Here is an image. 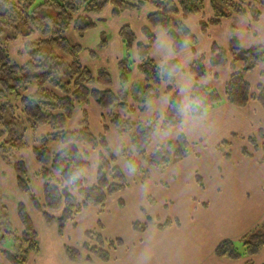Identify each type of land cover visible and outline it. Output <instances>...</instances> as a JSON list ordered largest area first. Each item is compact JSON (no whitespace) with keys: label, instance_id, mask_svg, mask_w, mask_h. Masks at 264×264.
Returning a JSON list of instances; mask_svg holds the SVG:
<instances>
[{"label":"trees","instance_id":"1","mask_svg":"<svg viewBox=\"0 0 264 264\" xmlns=\"http://www.w3.org/2000/svg\"><path fill=\"white\" fill-rule=\"evenodd\" d=\"M105 11L114 21L126 14L145 13L143 23L127 22L118 29L125 56L117 63L121 87L117 91L113 90L108 72L98 69L94 73L84 65L83 53L87 51L71 38L72 34L95 31L98 23L92 16ZM234 15L257 22L264 15L263 0H0V158L7 160L14 171L16 189L28 197L35 209L41 208L46 224L55 223L61 233L81 211L89 207L104 209L110 197L128 187L117 165L118 155L110 150L105 133H91L86 113L75 129H69L75 109L89 101L102 111H110L105 117L108 125L128 136L130 146L121 148L119 156L132 173L144 175L139 160L162 172L190 156L196 143L188 142L183 135L147 152L155 132L181 124L180 95L174 84L181 71L180 62L173 59L159 64L152 58L154 29L164 34L174 54L187 47L194 53L197 38L187 26L190 18H202L199 28L206 34ZM137 27L139 30L135 31ZM106 41L101 39L95 51L103 50ZM15 43L21 45L17 49L19 58H13L9 51L10 44ZM95 51L87 52L92 60L97 57ZM132 51L135 58L130 60ZM260 63H264V45L243 49L233 36L227 50L212 44L209 57L199 56L188 65V74L194 80L188 115L200 119L223 103L245 108L250 101L257 102L264 112V85L252 92L245 80ZM227 66L231 74L223 95L201 84L213 71ZM132 68L142 76L143 83L129 92L122 88L128 84ZM164 86L168 96L165 112L146 121L129 117L145 112L147 103L157 99ZM245 141L254 151L264 153V129ZM222 147L227 149L229 144L223 141L217 148ZM23 148L31 150L39 166L34 177L43 183L41 204L33 194L32 177L24 160L10 162L12 153ZM94 152L98 154L95 180L88 184L84 175ZM241 155L251 153L242 147ZM223 156L228 157L229 153ZM16 216L22 228L19 235L0 196V258L6 264H25L27 256L38 250L37 233L21 202L16 204ZM174 223L178 225L167 220L156 228L162 230ZM145 228L138 222L132 224L138 233ZM85 238L88 242L81 249L89 254L84 258L87 263L90 257L108 262L109 253L121 245L119 240L103 239L94 232H86ZM7 241L13 243L12 250L4 248ZM240 243L239 249L233 241L223 240L214 255L229 261L257 257L264 248V218ZM64 251L71 262L83 260L77 248L65 247Z\"/></svg>","mask_w":264,"mask_h":264},{"label":"crops","instance_id":"2","mask_svg":"<svg viewBox=\"0 0 264 264\" xmlns=\"http://www.w3.org/2000/svg\"><path fill=\"white\" fill-rule=\"evenodd\" d=\"M201 21L203 19L200 17H193L187 21L188 28L197 38V46L194 49V53L187 47L178 54H174L164 34L159 29H154L156 42L151 49L152 58L159 64H164L173 59H177L180 62L181 71L175 78L174 84L180 95L181 124L175 129L155 132L147 148V152L150 153L166 141L183 135L188 142L199 144L197 146L198 149L200 147L207 149L206 152H208V147L210 151L214 152L213 149H215L218 143L227 141L230 143L229 149L232 151L233 148L238 159L234 162L230 161L231 159L225 162L222 155H218L216 158L210 156L209 159H204L211 161L215 165L213 166L214 169L204 171L201 174V180L197 184L201 187L202 191L197 190V184H192L198 192L197 195L201 198L200 203H197V200L193 196L187 195L188 190L186 186H189L188 181L194 178L196 171L194 172L195 174L193 172L190 174V172H185V170L174 169L178 165L182 166L179 162L188 163V160H193L195 156H190L191 158L176 162V165H173L172 169L163 174L170 175L169 178L176 181L174 184L177 185L179 192L184 193L181 194V198L179 197L180 203H178V205L183 204L181 209H185L184 212H181L183 217L177 216L178 219L174 218V220L165 219V221H176L178 225L174 223L169 227L159 230L151 224L143 233L133 231L131 225L135 220H142L140 207L142 208L144 205L143 207L146 211L154 209L152 206L146 205V200L149 198L147 196L150 191H146L145 188L149 187L152 190L156 187H162L163 180H161L162 176L160 173H152L149 177V182L143 186L135 176L137 174L126 170L127 165L124 160L118 159L117 164L129 184L128 188L110 197L102 210L92 207L84 209L77 215L72 224L66 225L63 231L59 233L56 224H46L42 214L36 211L31 206V202L15 188V176L13 172L10 168L1 164L2 167H6L4 173L11 176L10 183L8 182V177L4 180L5 195L11 192L16 201L11 200L12 203H10L9 199L6 198L9 202H6V204L11 213V223L17 229H20L15 207L16 203H23L37 233V240L40 243L37 252L29 254L25 264H55L53 261L55 256L59 258L60 264H247L249 262L247 258L238 261L218 258L214 255V250L223 240L241 241L264 218V165L259 167L256 161L249 168L252 171L239 168L240 166L237 165L243 158L240 150L244 147V142L241 138L255 136L258 130L264 129V112L255 101H250L245 108H235L227 103H223L221 106L208 111L200 119L191 118L187 113V108L194 80L188 74V65L199 56L209 57L212 44H216L226 50L229 49L232 36L243 49H251L264 45V15L255 23L248 18L234 15L210 28L206 34H203L199 28ZM119 27L112 33L114 46L107 45L108 48L102 55L99 52L95 60L89 58L87 52L91 50L95 51L97 47L96 43L93 45L92 42H86L88 51L83 53V63L89 66L88 68L92 72L98 70L99 67L113 66L108 69L112 76L113 90L115 91L120 90V84L117 66L114 65L115 63H112L111 58H113V62H118L122 59L124 51L117 36ZM232 27H234L233 31ZM138 30L139 28L137 27L135 31ZM90 33L83 35L85 37ZM78 44L85 48L83 43L79 42ZM95 52L97 53V50ZM102 56L105 59L103 61L100 59ZM134 58L135 53L132 51L131 60ZM114 67L116 68L113 69ZM230 74L231 71L228 66L217 69L213 71V74L202 80L201 84L213 88L220 95H223L224 87ZM263 74L264 63H260L245 76V80L251 87L252 92H255L259 85H264ZM142 83V76L132 68L127 88L132 91ZM165 90V86L161 87L160 96L147 103L145 112H135L129 117L134 121H146L155 114L160 115L165 112L168 106V96ZM83 111L87 114L91 133L95 136L105 133L108 145L114 154L119 153L123 147L129 148L128 136L118 134L110 126H107V131L103 130V126L105 125L103 116L106 115V112L100 111L94 102H88L87 105L75 111L70 121L71 124L69 123V129L76 128L81 121ZM22 157L32 177L34 193L37 199L41 200L43 184L34 177V173L38 170V165L30 150H27V152L23 151ZM92 157L93 162L91 160V164H94V154H92ZM217 162L220 164V169L218 170H216V167L219 166ZM202 163H205V166L210 165L208 162L202 161ZM206 168H210V166H206ZM205 178L209 181L205 185L203 183V187L201 182ZM85 179L88 184L94 183L95 170L93 168L85 173ZM178 179L179 181H177ZM195 179L196 177L193 180ZM129 191H133V196L127 199V205L125 206V203L120 198L124 199L123 194L130 193ZM119 201H121V207L118 206ZM150 214L152 215V213ZM207 215H210L208 222H206ZM188 218L192 221L190 225L192 226L191 230L189 228L186 229L184 224L185 227L181 226L182 223L179 224L180 221L185 222ZM194 222L195 224H193ZM199 222L206 223L201 224ZM88 231L100 234L103 239L121 241V245L110 254L108 262L101 263L92 257H90V263H86L84 259L78 262L68 260L64 251L65 246L76 248L85 241L84 236ZM41 249L44 250V254L37 258V254ZM53 252H57V254L53 256ZM82 255L83 258L87 257V253H83ZM250 263H264V248L257 257L252 258Z\"/></svg>","mask_w":264,"mask_h":264},{"label":"rangeland","instance_id":"3","mask_svg":"<svg viewBox=\"0 0 264 264\" xmlns=\"http://www.w3.org/2000/svg\"><path fill=\"white\" fill-rule=\"evenodd\" d=\"M263 3H264V0H263ZM141 14H126L121 20H116V21H113V20H111V18H110V15H109V13H108V11H105L102 15H100V16H92V19L96 22V24L98 23V27H97V29L95 30V31H92L90 34H87L85 37H84V35H76V34H72L71 35V38L75 41V42H80V43H83L85 46V50L86 51H88L87 49H88V47L86 46V42L88 43V42H92L93 43V45H95V43H96V46H98V44H99V42L101 41V39H105V40H107L106 41V43H105V45H106V47L103 49V50H101V51H97V54L100 52V55H102L106 50H107V45H112V46H114V44H113V34L112 33H114V30H116V28L118 27V26H122L124 23H127V22H135V21H143L144 19V11H143V13L142 12H140ZM104 45V46H105ZM21 47V45H19V43H15V44H10V47H9V51H10V54L12 55V57L13 58H19L17 55H18V52H17V49H19ZM123 49H124V47H123ZM86 53V52H85ZM86 55V54H85ZM125 56V52L123 51V57ZM122 57V58H123ZM83 58H84V56H83ZM90 59H91V57H90ZM102 61L103 60H105L104 58H103V56H102V58H100ZM129 59L131 60V57H129ZM92 60V59H91ZM129 60V61H130ZM111 61H112V63L115 65V66H117V63L120 61H118V62H113V58H111ZM87 67H89V66H87ZM111 67H113V66H110L109 65V67H99V69H103V70H105L106 72H108L109 74H110V70L108 69V68H111ZM116 67H114L113 69H115ZM108 69V70H107ZM91 71V70H90ZM117 71H118V68H117ZM92 72V71H91ZM97 72V70L94 72V73H96ZM114 72V71H113ZM111 75V74H110ZM112 77V76H111ZM118 78H119V71H118ZM129 83V82H128ZM127 86H128V84L127 85H125L122 89H126L127 91H129V92H131V89L129 90V88H127ZM119 89H121V87L119 88ZM166 91V90H165ZM160 94H161V92H160ZM89 102H93V101H89ZM88 104V103H87ZM87 104H85V105H87ZM85 105H83V106H85ZM83 106H80V107H77V109H75V111H77V110H79L80 108H82ZM97 106V105H96ZM98 108V107H97ZM100 110V109H99ZM100 111H102V110H100ZM102 112H105V111H102ZM107 112H109V111H106V115L105 116H103V118H104V120H105V117L109 114V113H107ZM75 113V112H74ZM83 113H86L85 111H83L82 112V115H83ZM86 116H87V114H86ZM82 119V118H81ZM71 124V123H70ZM69 124V125H70ZM104 126H103V130L105 129L104 127H107V126H109L108 125V121L107 120H105L104 121ZM106 131L108 130V127H107V129H105ZM116 132V131H115ZM257 134V133H256ZM253 136V135H252ZM105 137H106V135H105ZM248 137H250V136H247V137H244V138H241V140L244 142L243 144V146L244 147H246L247 148V150L248 151H250V153H251V155H249V156H242L241 158V160L239 161V164H237L238 166H240L239 168H242V169H249L251 166H253V164H255V162L257 161V164H259V167L261 166V165H264V161H263V158H264V153L262 152V151H254L253 150V148L245 141ZM175 139V138H174ZM240 139V138H239ZM173 140V139H172ZM237 140H238V138H237ZM237 140H235V141H237ZM225 142V141H224ZM227 142V141H226ZM221 143V142H220ZM220 143H218L217 144V146L215 147V149H213V151L214 152H212V151H210V148L208 147V152H206L207 151V149H202L201 147L198 149L197 148V146L199 145V144H197L196 143V145L194 146L193 145V147L191 148L192 150V153L191 154H189L190 156H195V157H193V160H195L194 162H193V160H188V163H182V162H179V161H177V162H179V163H181L182 164V166L181 165H178V167H174V169L175 170H185V172H190V174L193 172H195L194 174H195V176H194V178L196 177V179H199V180H201L200 179V176H201V174L204 172V171H208V170H212V169H214V165L215 164H213V163H211V161H206V160H204L205 158L207 159H209L210 158V156H213V157H218V155H222L223 156V154H226V153H229V156L228 157H225V156H223V160L225 161V162H228L230 159V161H232V162H234V161H236L238 158H237V154L234 152V150H233V148H232V151L229 149L230 148V143H228L229 144V148H227V149H225L224 147H222L221 149H218L217 147L219 146V144ZM261 143V142H260ZM259 143V144H260ZM109 146V145H108ZM109 148H110V146H109ZM27 150H30L29 148H23V149H21L20 151H15V152H13L12 153V156L10 157V162H16V161H18L19 159H22V160H24L23 159V157H22V152L23 151H26L27 152ZM111 150V149H110ZM199 150V151H198ZM112 151V150H111ZM113 152V151H112ZM209 152H212V153H209ZM240 152H241V150H240ZM30 153L32 154V152H31V150H30ZM94 154V159H95V163L94 164H91V166H90V168L89 169H91V168H93L95 171H96V165H97V158H98V154H97V152H94L93 153ZM117 155H118V159L120 160V159H123L124 160V162L126 163V161H125V159L122 157H120L119 156V153H117ZM199 155L201 156L200 158H199ZM32 156H33V154H32ZM190 156H188L186 159H188ZM191 158V157H190ZM199 158V159H198ZM91 160H92V162H93V157L91 156ZM185 160V159H184ZM2 161V162H1ZM183 161V160H182ZM202 161L203 162H208V163H210V165L208 164V165H206V166H210V168H206V166H205V163L203 164L202 163ZM217 161V160H216ZM139 162H140V164H141V166H142V172L144 173V175H135L136 177H137V179H138V181H139V183L141 184V185H143V186H145V184H147V182H149V177L151 176V174L153 173H160L161 174V176H162V179L161 180H163L162 182H163V185H162V187H160V188H158V187H156V188H153L152 190H150L149 189V187H147V188H145V190L146 191H150L149 192V194H148V196L147 197H149L147 200H146V205L147 206H152L154 209H152V211H150V210H148V211H146L145 209H144V205L142 206V204H141V206H142V208L140 207V212H141V214H142V220L141 221H138V220H135V221H133V223H140V224H142V225H145V231H146V229H147V227L149 226V225H153V226H156V225H159V224H163L164 222H165V219H172V220H174V218H177V216H180V217H183V214L181 213V212H184L185 211V209L183 210V209H181V207L183 206V204H180V205H178V203H180V200H179V197L181 198L182 196H181V194L183 193V192H179V189L177 188V185L176 184H174L176 181L175 180H172V179H170L169 178V176L170 175H165V174H163V173H165V172H167L168 170H170V169H172L173 168V165H176L175 163H173L171 166H169L166 170H164V171H162V172H160V171H158V170H153V169H150V168H148L142 161H140L139 160ZM37 163V162H36ZM179 163H177V164H179ZM218 163V162H217ZM1 164H2V166L4 165V166H7L8 168H10L11 169V171L13 172V175L15 176V173H14V171L12 170V168L8 165V161L7 160H2L1 158H0V196H1V203L4 205V206H6V208H7V204H6V202H8V199H9V202L10 203H12V201H15V198H14V196L13 195H11V192H8V195H5V187H4V180H6V178L8 177V182L11 180V176L9 175H6L4 172V169L6 168V167H2L1 166ZM219 164V163H218ZM38 165V164H37ZM118 165V164H117ZM126 165H127V163H126ZM217 165V164H216ZM195 167H197L196 169H195ZM227 167H229V166H227ZM38 168H39V166H38ZM120 168V167H119ZM2 169H3V171H2ZM88 169V170H89ZM218 169H220V164H219V166H217L216 167V170H218ZM227 169H230V168H227ZM234 169V168H233ZM232 169V170H233ZM87 170V171H88ZM126 170H128L129 172H131L129 169H128V165H127V169ZM213 171H215V170H213ZM249 171H252V170H250L249 169ZM9 172V171H8ZM198 172V173H197ZM132 173V172H131ZM9 174V173H8ZM198 174V175H197ZM36 179H38L37 177H35ZM84 178H85V175H84ZM193 178V179H194ZM193 179H191V180H189L188 182H189V186H186L187 187V192H188V196H193V198L195 199V200H197L196 202L197 203H200V197L197 195L198 194V192H197V190H200V191H202V189H201V187L200 186H198V184H197V180L195 179V180H193ZM39 180V179H38ZM86 180V179H85ZM41 181V180H40ZM177 181H179V179L177 180ZM209 180H207L206 178L204 179V181L203 182H201L202 183V186H203V183H204V185H205V183L207 184V182H208ZM10 183V182H9ZM126 183H127V185L129 186V184H128V182L126 181ZM43 184V183H42ZM168 184V185H167ZM192 184H194V185H196L197 184V190H195L194 189V187H193V185ZM192 185V186H191ZM204 187V186H203ZM15 188H16V185H15ZM128 188V187H127ZM32 191H33V194H34V196L36 197V195H35V193H34V190H33V187H32ZM130 193H124L123 195H124V199L123 198H120L124 203H125V206L127 205L126 203H127V199L128 198H130L131 196H133V191H129ZM10 193V194H9ZM184 194V193H183ZM22 195H24V194H22ZM27 199H28V197L26 196V195H24ZM42 196V195H41ZM6 198H8V199H6ZM37 198V197H36ZM12 200V201H11ZM29 200V199H28ZM41 200H42V197H41ZM41 200H39L38 199V201L40 202V204L42 203L41 202ZM156 202H155V201ZM30 201V200H29ZM8 202V203H9ZM16 202V201H15ZM120 202L121 201H119L118 202V206L119 207H121V204H120ZM20 203V202H19ZM16 204H18V203H16ZM25 206V205H24ZM31 206L35 209V207L32 205V203H31ZM42 206V205H41ZM123 206V205H122ZM201 207H202V205H200ZM26 208V207H25ZM27 210V209H26ZM36 211H38V212H40L41 214L43 213L42 211H41V208L40 209H35ZM7 211L9 212V209L7 208ZM28 212V211H27ZM15 213H16V207H15ZM150 213H152V215L150 214ZM9 217H10V219H11V213L9 212ZM17 217V216H16ZM42 217H43V215H42ZM148 217V218H147ZM173 217V218H172ZM178 219V218H177ZM209 219H210V215H207V219H206V222H208L209 221ZM180 220H182V219H180ZM183 221V220H182ZM17 222L19 223V221L17 220ZM206 222H199V223H201V224H204V223H206ZM73 223V222H72ZM71 223V224H72ZM132 223V224H133ZM182 223V225L181 226H184L186 229H190L191 230V228H192V226H190L191 224H192V221H190L189 220V218L188 219H186L185 220V222H181L180 221V223L179 224H181ZM184 224V225H183ZM193 224H195V222L193 223ZM19 225H20V223H19ZM189 225V226H188ZM188 226V227H187ZM13 227H14V230H15V232H16V234L17 235H19L20 234V229H22L21 228V226H20V229L18 228H16L14 225H13ZM175 227V226H174ZM131 228H132V225H131ZM172 228V227H171ZM182 228V227H181ZM133 230V229H132ZM134 231V230H133ZM144 231V232H145ZM88 232H91V231H88ZM190 232V231H189ZM94 233H96V232H94ZM98 234V233H97ZM85 237V236H84ZM88 242V240L85 238V241L82 243V244H80L79 246H77L76 248L77 249H79L80 251H81V254H83V253H86L84 250H82L81 249V247H82V245L84 244V243H87ZM234 243H235V246L237 247V248H241V243H240V241H234ZM38 247H40V243H39V241H38ZM66 247V246H65ZM4 248L5 249H8V250H12L14 247H13V243L11 242V241H7L6 243H5V246H4ZM75 248V247H74ZM112 253V251L109 253V254H111ZM44 254V250L43 249H41V251L37 254V258H39V257H41L42 255ZM53 256H55L56 254H57V252L55 253V252H53ZM31 255V254H30ZM29 256V255H28ZM28 256H27V258H28ZM52 256V257H53ZM87 256H89V254H87ZM82 258H83V255H82ZM86 258V257H85ZM92 258H94V257H92ZM84 259V258H83ZM69 260V259H68ZM81 260V259H80ZM251 260L252 259H249V261L251 262ZM53 261H54V263L55 264H60V262H59V258L57 257V256H55L54 258H53ZM85 261V260H84ZM87 263V262H86ZM0 264H6V263H4V261L0 258Z\"/></svg>","mask_w":264,"mask_h":264}]
</instances>
